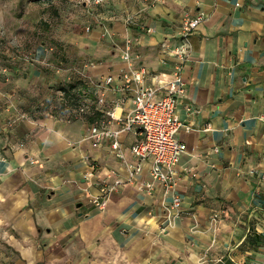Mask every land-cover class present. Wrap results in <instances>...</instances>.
Here are the masks:
<instances>
[{"label": "crops", "instance_id": "0c3cea01", "mask_svg": "<svg viewBox=\"0 0 264 264\" xmlns=\"http://www.w3.org/2000/svg\"><path fill=\"white\" fill-rule=\"evenodd\" d=\"M51 6V44L11 56L12 69L0 72V264L263 263L264 0ZM199 11L205 19L190 37L175 111L182 124L176 138L186 147L176 186L164 194L154 184L147 192L149 162L131 180L124 164L134 163L135 130L120 135L123 160L110 140L95 146L84 137L94 125L121 129L132 110L121 78L126 40L133 41L132 67L168 79L182 18ZM81 76L91 82L83 81L79 96L85 112L66 103L45 113L54 86ZM107 77L113 82L103 89ZM114 179L120 186L97 210L90 199Z\"/></svg>", "mask_w": 264, "mask_h": 264}, {"label": "built area", "instance_id": "2783aa9c", "mask_svg": "<svg viewBox=\"0 0 264 264\" xmlns=\"http://www.w3.org/2000/svg\"><path fill=\"white\" fill-rule=\"evenodd\" d=\"M148 7H152L161 0H143ZM84 5L99 6L104 0H82ZM205 19L203 12L194 15H185L182 18L179 42L169 50L175 62L172 65L168 79H160L157 75L147 71L144 67L134 68L131 65L132 40H126L121 59L127 64L121 78L125 88L132 92V110L126 115L121 129L111 131L107 128L100 130L97 126H90L84 139L92 140L96 146L102 138L110 140V147L116 152V157L123 160L120 152L119 138L122 133L131 132L139 136L138 141L130 148V154L134 163L124 162L127 177L131 180L135 175L141 173V164L149 162V180L141 189L149 192L154 184L163 187V193L172 192L176 186V165L186 147L176 138L178 130L182 126L176 116L178 97L185 93V83L182 78L184 65L189 61L193 47L190 37ZM2 75L7 74L5 68L0 69ZM81 80L89 83L86 76ZM113 82L112 77L103 81V89ZM131 85L134 89H131ZM104 104V94L101 93L97 99V105L101 108ZM190 110V108H188ZM85 106L80 105L77 113L83 114ZM110 117L112 113H106ZM105 127V126H104ZM185 129L189 131V127ZM206 127L204 131H208ZM90 169H95L90 164ZM92 176V174H89ZM121 181L114 179L113 182L103 181L98 185V193L90 199L91 205L99 211L106 208L109 197L115 193ZM181 200L173 194L171 209L178 212ZM178 215V214H176Z\"/></svg>", "mask_w": 264, "mask_h": 264}, {"label": "rangeland", "instance_id": "374dc122", "mask_svg": "<svg viewBox=\"0 0 264 264\" xmlns=\"http://www.w3.org/2000/svg\"><path fill=\"white\" fill-rule=\"evenodd\" d=\"M51 1L0 0V69L5 68L7 72L12 69L13 65L8 62L11 56L22 57L26 50H35L43 41L51 44L49 37L50 32H52V20L54 14L57 13L52 8ZM75 74L76 78L79 77L77 73ZM76 78L73 81L71 79L70 83L83 82V80H76ZM93 84L95 85V83ZM68 85L69 83L54 86L55 89L52 90L46 101L43 100L42 102L41 107L45 113H49L54 108L58 109L63 104L66 105L67 102L63 100L59 89L67 88ZM38 98L42 99V97ZM75 118L82 117L76 115Z\"/></svg>", "mask_w": 264, "mask_h": 264}, {"label": "trees", "instance_id": "16d2710c", "mask_svg": "<svg viewBox=\"0 0 264 264\" xmlns=\"http://www.w3.org/2000/svg\"><path fill=\"white\" fill-rule=\"evenodd\" d=\"M86 89V86L81 81L76 83H69L67 88H60L59 91L62 93L63 100L70 103V107H78L80 93Z\"/></svg>", "mask_w": 264, "mask_h": 264}]
</instances>
